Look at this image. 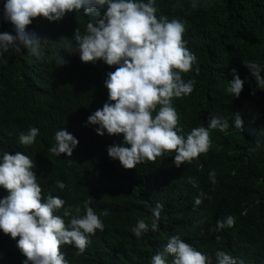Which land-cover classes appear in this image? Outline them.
<instances>
[{
    "label": "trees",
    "instance_id": "trees-1",
    "mask_svg": "<svg viewBox=\"0 0 264 264\" xmlns=\"http://www.w3.org/2000/svg\"><path fill=\"white\" fill-rule=\"evenodd\" d=\"M5 3L0 0V17ZM155 6L158 17L184 23L183 39L197 58L192 70L182 73L185 80L195 79L194 91L172 101L184 134L194 127H207L210 115L229 119L225 132H210L207 153L179 168L174 163L175 152L165 153L131 170L108 156L109 145H130H123V134L110 136L105 130L103 136L97 135L99 126L88 124V117L108 102L104 84L107 74L118 66L102 60L85 63L79 52L71 54L67 47H76L75 29L84 33L88 22L95 26L105 7L95 18L85 15L83 9L66 13L56 22L37 17L26 31L34 32L42 44L45 38L49 41L42 55L37 58L22 49L20 54L10 50L0 56V155L20 151L29 156L42 196L50 192L66 202L64 207L80 205L82 212L83 203L91 200L97 215L105 209L109 212L101 216L104 230L91 236L83 254L76 255L74 245L60 247L67 264H151V257L172 235L211 255L213 261L215 252L223 250L244 264H264V89L257 87L244 65L254 61L264 75V0H198L195 9L190 0H155ZM2 32L14 35V26L0 19ZM59 44L66 46L60 49L67 61L63 67L49 60ZM233 69L244 81L239 98L227 91L234 79ZM237 113L242 130L233 126ZM30 127L38 128L39 135L33 145L23 146L18 134ZM60 129L79 141L71 157L49 153ZM212 170L215 185L209 181ZM189 178L197 182L196 187ZM57 180L66 188H57ZM199 193L209 198L194 209V197ZM8 195L0 187V199ZM157 202L164 208L159 231L154 232L149 218ZM54 214L62 216L63 209ZM229 215L235 217L233 227L209 231L217 220ZM138 218L149 224V231L139 238L131 232ZM25 259L16 241L0 231V264H23Z\"/></svg>",
    "mask_w": 264,
    "mask_h": 264
},
{
    "label": "clouds",
    "instance_id": "clouds-1",
    "mask_svg": "<svg viewBox=\"0 0 264 264\" xmlns=\"http://www.w3.org/2000/svg\"><path fill=\"white\" fill-rule=\"evenodd\" d=\"M190 6L198 7V0H190ZM95 23L88 22L81 33L75 29L73 44L68 45L71 54L80 53L85 62L102 60L108 66H118L107 74L105 88L108 90V102L88 117V124L98 125L96 133L103 136L123 134V145H109L108 156L119 160L123 168L131 170L137 165L154 162L165 153L175 152L174 163L180 167L191 162L211 147L210 132H225L229 119L210 115L207 127H194L188 134L179 125V115L173 106V98H183L192 94L195 79L185 80L182 73H188L196 63V56L188 49L183 39L184 23L169 20L166 16H157L155 0H6L3 16L0 19L14 26L15 34L0 33V56L10 50L20 54L27 49L32 56L39 58L42 48L49 41L34 32L26 31L33 19L43 17L49 22L60 21L66 13L83 9L89 17L101 16ZM49 57L58 67L67 64L60 49ZM255 78L257 87L264 89V75L261 66L254 62L244 63ZM199 75V67L195 68ZM234 77L227 89L232 96L239 98L244 81L232 70ZM255 95V91L251 93ZM157 105L159 110L156 111ZM156 115L153 116V112ZM242 119L237 113L233 117V126L242 130ZM39 129L30 127L18 134V142L23 146L35 143ZM55 144L49 153L55 156L66 154L71 157L79 141L65 129L55 132ZM259 147V141L256 142ZM253 152L254 149H249ZM72 163L71 160L68 161ZM33 160L17 151L0 155V187L9 195L0 199V231L16 241L18 249L26 257L23 264H67L60 252L62 245H74L76 255L85 252L91 244V236L104 230L101 216H108L105 209L97 215L90 206L91 200L80 205L65 206V201L50 192L42 196V188L33 169ZM215 170L209 172V181L215 185ZM193 187L197 182L189 178ZM55 186L66 188L63 181L57 180ZM209 198L204 193L194 197L195 206ZM163 203L157 202L151 208V231H159V219ZM63 209V215H56ZM235 225L234 216H226L216 221L210 232H219ZM149 231V224L138 218L131 232L137 238ZM17 237L19 239L17 240ZM220 236H216L219 242ZM244 264L223 250L215 252V261L211 255L204 254L186 243L179 235L168 238L166 246L151 257V264Z\"/></svg>",
    "mask_w": 264,
    "mask_h": 264
}]
</instances>
